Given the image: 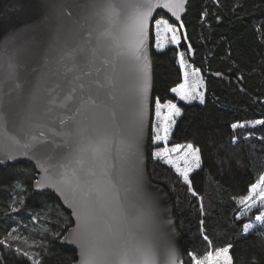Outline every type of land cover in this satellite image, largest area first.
<instances>
[{"label": "trees", "instance_id": "trees-1", "mask_svg": "<svg viewBox=\"0 0 264 264\" xmlns=\"http://www.w3.org/2000/svg\"><path fill=\"white\" fill-rule=\"evenodd\" d=\"M153 17L148 174L173 203L183 264L229 245L233 264H264V225L255 219L264 206L249 208L259 199L251 185L264 188V125L257 123L264 121V0H188L180 45L165 42L163 49L156 48L155 19L180 24L162 10ZM182 83L191 94L186 100L171 91ZM157 100L180 109L167 142L152 139ZM189 144L199 150V167L185 157ZM176 145L178 152L154 157ZM165 159L192 168L191 188ZM35 178L32 163L0 165V264H73L76 250L58 243L73 224L70 213L52 193L34 191Z\"/></svg>", "mask_w": 264, "mask_h": 264}, {"label": "water", "instance_id": "water-1", "mask_svg": "<svg viewBox=\"0 0 264 264\" xmlns=\"http://www.w3.org/2000/svg\"><path fill=\"white\" fill-rule=\"evenodd\" d=\"M97 0H40L48 8L30 5L22 13L16 0H0V165L25 161L36 169L33 190L50 192L70 213L73 224L59 239L62 246L83 255L77 233L76 212L81 193L60 183L75 170L88 184H107L108 199L119 202L129 216L137 205H146L159 236L150 264H169L174 250L176 264H183L182 237L174 207L166 189L148 174V141L152 119L153 64L150 34L143 55L118 39L136 5L144 0H108L114 5L109 21L101 22L88 5ZM163 0H152V4ZM188 0L178 9L183 24ZM146 10V9H145ZM152 21V19H151ZM151 27V26H150ZM110 29L103 45L98 32ZM139 55V59L136 57ZM13 65L10 68L9 65ZM63 121V123H61ZM139 128L135 155L127 152L129 132ZM83 129H92V139L103 142L99 158L76 157ZM40 187H36L37 184ZM115 185V187H112ZM129 189H131L129 191ZM104 217L95 225L103 230Z\"/></svg>", "mask_w": 264, "mask_h": 264}, {"label": "snow or ice", "instance_id": "snow-or-ice-1", "mask_svg": "<svg viewBox=\"0 0 264 264\" xmlns=\"http://www.w3.org/2000/svg\"><path fill=\"white\" fill-rule=\"evenodd\" d=\"M21 6L22 13H30L32 8L30 5L35 4L38 8H48L50 5L40 4V0H16ZM184 0H163L162 3L152 4V0H144V3L136 5L137 11L134 16L130 17L121 30L120 36L125 47H133L136 53L143 55V48L145 40L149 37L151 19L153 17V8H164L171 12L172 17L178 21L181 19L178 9L183 8ZM92 14L99 21H109L114 5L108 0H97L90 5ZM146 9V10H145ZM0 21V26H2ZM181 23L178 27H173L168 19H155V39L156 48L163 49L165 42L172 45H180L181 36L179 35V28H183ZM112 36L111 30L106 29L98 32L96 39L97 43L103 45L108 42ZM170 36V40H169ZM181 68L184 67V53H179ZM139 59V55L136 57ZM13 68V65H9ZM171 91L175 93L181 100H186L190 97V92L187 91V85L182 83L178 87L172 88ZM202 95V94H201ZM203 103V100L201 99ZM164 109L166 114H162ZM156 115L160 119V127L156 130L154 137L155 141L167 142L171 124L174 123V116L180 115V109L173 103L161 105L159 100L156 102ZM63 123V121L61 122ZM258 124L264 125V121H257ZM139 128L134 127L128 134L126 144L127 152L135 155V149L139 139ZM163 132V135L160 133ZM182 146L176 145L173 148L164 147L158 152L154 153V157L160 158L163 154L169 152H178ZM188 151L185 157L191 155L197 167H199V150L193 149L189 144ZM103 152V142L92 139V129H83L81 139L78 140L76 148V157L82 162L85 156H91L94 159L99 158ZM184 159L185 164L188 161ZM165 163L170 164L175 168V171L183 178L186 184H189V172L192 171L190 166L181 168L178 162H173L171 159H165ZM66 188H69L74 194L79 191L81 193V200L76 212L77 220L79 221L77 233L83 230V237L80 238L82 248L81 264H150V259L154 257V249L156 242L160 241L165 248L168 247V242L163 240L158 233V229L153 221L152 216L146 211V205L138 204L137 213L130 217L127 209L119 202L117 195L115 200L108 199L106 193L109 191L107 184H88L82 181L80 175L74 170L70 178L60 181ZM259 184L264 186V176L260 177ZM36 187H40L38 183ZM115 187V185H112ZM258 185L252 184L249 192L255 193L258 196V204L249 205V208L256 207L259 211V206H264V188L257 192ZM191 188V186H190ZM131 189H129L130 191ZM195 196L196 193L193 192ZM255 198V197H251ZM241 204L245 201L241 200ZM103 230L97 232L95 225L104 217ZM239 219V218H238ZM255 219L264 225V214L256 215ZM253 225L248 224L243 231L248 233ZM207 239V237H205ZM230 247L225 246L216 251H208L202 259L193 257L192 264H233L230 252ZM154 264V260H152ZM169 264H176L174 250L170 254Z\"/></svg>", "mask_w": 264, "mask_h": 264}, {"label": "rangeland", "instance_id": "rangeland-1", "mask_svg": "<svg viewBox=\"0 0 264 264\" xmlns=\"http://www.w3.org/2000/svg\"><path fill=\"white\" fill-rule=\"evenodd\" d=\"M162 114H165V111L162 113ZM153 122H152V132H153V137H152V139H153V142H159V141H155V139H154V137H155V135H156V130L160 127V123H161V121H160V119L157 117V115H156V108H155V110H154V113H153V120H152ZM161 135H163V132H161L160 133ZM206 255V254H205ZM204 255V256H205ZM203 256V257H204ZM203 257H201V258H197V259H202Z\"/></svg>", "mask_w": 264, "mask_h": 264}]
</instances>
